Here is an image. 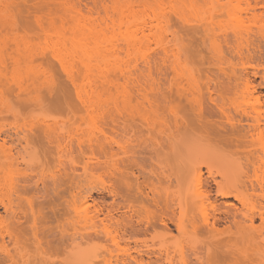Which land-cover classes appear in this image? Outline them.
Masks as SVG:
<instances>
[{"label":"rangeland","instance_id":"rangeland-1","mask_svg":"<svg viewBox=\"0 0 264 264\" xmlns=\"http://www.w3.org/2000/svg\"><path fill=\"white\" fill-rule=\"evenodd\" d=\"M210 1L205 0L200 7H206L196 10L176 0H68L75 12L92 19L96 14L101 19L106 11L110 16L116 7L159 18L166 27L179 31L181 42L172 40L169 35L166 39L168 56L176 58L178 65L174 71L160 63L162 50L152 38L144 39L132 51L121 53V70L133 77L151 78L153 83L129 86L127 94L104 92L100 104L109 109L113 118L102 120L99 97L91 93L94 89L99 91L94 75L85 73L89 77L84 76L82 68L76 75L78 96L87 100L83 107L58 66L43 61L44 70L52 76L54 90L47 94L45 82L39 81L41 101L32 113L34 120L19 122L20 126H25L34 121L33 144L26 146L22 141L21 146L17 145L15 126L0 132V143L9 134L5 146L11 147L12 155L17 151L22 155L35 151L36 210L42 211L48 219L40 221L33 233L26 207V200L34 193L31 190L21 196L14 208L17 218H6L0 208V216L6 219L4 225L12 232L17 228L21 232L17 239H9L6 229H1L0 264H120L122 260L128 262L130 257H137L138 264H166L163 261L166 256L157 259L158 252L150 250L158 247L159 240H165L163 249L171 258V264H217L207 253L211 248L208 243L225 234L217 235L210 230L212 210L204 201L193 173L182 174L177 184L166 188V198L177 205L173 224L166 220L168 228L155 223L150 212L135 215L126 203L120 206L119 198L113 203V198L103 192L106 189L124 194L117 179L123 169L120 160L125 161V157L135 151L141 158L152 157L159 164L154 166L155 171L169 177L203 162H213L214 150L225 160H231L232 166H237L234 145L228 144L226 139L241 128L232 131L221 112L234 115L236 121V112L251 108L264 111V36L261 35H264V0L255 3L252 0H213L211 5ZM215 1L218 6L225 5L222 6L224 12H217L219 7ZM51 2L0 0V19L7 18L16 27L15 32L7 30L8 42L2 40L5 34L0 28V46L5 60L18 57L28 51L26 49L32 53L42 50V43L35 37L30 47L17 49L15 44L34 34L35 15L58 10L62 5L61 0ZM101 24L99 21L102 28ZM237 33L244 39L242 44ZM217 57L224 61L221 67L216 65ZM94 72L97 76L98 69ZM175 74L181 75L178 88L169 85ZM244 78L251 81L248 90ZM189 79L195 86L187 84ZM6 99L5 106L9 108L5 107L0 114V126L14 123L7 114L9 110L26 107V103L16 102L8 93ZM198 108L199 114L195 111ZM150 109L157 110L155 116H148L146 112ZM261 120L264 123V119ZM145 124L147 128L143 127ZM137 129L141 134L135 138ZM263 144L264 132L260 145ZM176 149L179 151L175 152ZM26 161L27 157L24 161L18 159L20 175L27 172ZM202 171L206 176L204 168ZM258 175L264 180L263 165ZM220 201L226 200L218 199V203ZM106 208L112 209L109 211L113 219H105ZM50 209L54 210L55 218ZM65 210L69 213L68 221L60 217ZM123 222L130 224L132 230L123 233ZM258 224L257 220L255 225ZM217 227L222 229L224 224ZM232 230L235 231L233 227ZM258 232L259 240H263L264 226L258 228ZM110 239L115 243H110ZM134 240L143 244L136 247ZM136 249L153 254L139 257ZM243 249L246 251V246Z\"/></svg>","mask_w":264,"mask_h":264},{"label":"bare ground","instance_id":"bare-ground-1","mask_svg":"<svg viewBox=\"0 0 264 264\" xmlns=\"http://www.w3.org/2000/svg\"><path fill=\"white\" fill-rule=\"evenodd\" d=\"M51 1L54 0H49V2ZM58 1L60 2V0ZM176 1L186 5L188 8L190 7V9L196 10H200V6H202L200 4L205 2V0ZM252 1L255 3L262 0ZM61 2L62 5L59 3L60 10L50 9L46 13L35 15L34 36L27 35L29 37H23L21 38V43L15 44L17 49L20 46L30 47L34 44V39L32 38L35 37L42 43L40 52L32 53V51L26 49L28 51L7 61L3 57L4 49L0 46V114L4 112L5 107L9 108V105L5 106L6 93L16 102L26 103V107H19V109L7 112L14 123L7 122L5 126H0V132L4 133L11 130L12 126H15L13 133L19 146H21L22 141L25 142L26 146H30L34 142V121H30L25 126H20L19 122L26 119L34 120L32 113L40 105L41 101L38 82H45L44 89H46L47 94L52 93L54 90L52 87V76L44 70L43 61L51 65L54 63L58 66L68 84L75 90L77 98L83 104V107L87 105L85 104L87 100L78 96L76 75H78V70L81 68L82 71L84 70V76L89 77L85 73L94 75L99 91L90 90L97 98L99 97V118L102 120L113 118L109 109H104L102 104H100L104 92L114 91L127 94L129 86L141 87L142 83L148 86L153 83L151 78L145 80L142 77H133L129 72L121 70L119 66L122 62L121 53L132 51L138 48L144 39L152 38L157 44L156 46H159L158 48L162 50L160 63L164 66H169L174 71L178 65L176 58L171 59L168 56L169 49L166 39L168 38L167 35H169L172 40L181 42L179 31L166 27V24L160 21L159 18L149 16L146 13L132 12L129 7V9H126L127 7L125 9L116 7L117 9H112L110 16L106 13L108 11H106L104 16L100 17L101 19H99V14H96V17L92 19L75 12V8H72L73 5L68 0H61ZM208 3L211 5L214 2L211 0ZM222 6L217 4V7H221L220 9L218 8L217 12L221 13L222 10L224 12L225 8H222ZM204 7L206 6L203 5L202 8ZM231 8L229 9L232 10ZM177 16L180 17L178 14ZM227 16L231 17L230 14H227ZM6 19H0V28L1 32L5 34L2 40L5 39L8 42L7 30L15 32L16 27L13 21L8 22L9 20L7 21ZM99 21L102 22V28L99 25ZM261 35L264 36L263 34ZM237 36L241 40L239 43L242 44L243 37H241L240 33H237ZM4 41L3 43L6 44ZM216 60V65L221 67L224 64L220 57H217ZM95 69H98L97 76L94 72ZM180 76L175 74L171 78L169 85L178 88ZM262 78L264 80V76ZM191 80L189 79L187 84L195 86L196 83ZM243 82L248 90L251 85L250 79L244 78ZM87 96L86 92L85 97ZM195 111L199 114L200 109L198 108ZM146 113L148 116H155L157 110L150 109ZM221 114L232 131L239 127L241 128L236 134L233 133L226 139L228 144L234 145V152L237 155L236 167L232 166L231 160H225L219 151L214 150V154H212L213 162H203L200 166L190 167L187 171H177L173 177H169L155 171L154 166L159 164L153 161L152 157L141 158L140 153L135 151L132 156L125 157V161L120 160L123 169L120 170V175L117 179L124 194L106 189H103V192L113 198V203L116 198L120 199V206L126 203L128 209L135 215L150 212L154 216L155 223L163 228H168L166 220L173 224L176 217L174 209L177 205L166 198V188L177 184L182 174L193 173L197 187L203 193L204 201L212 210L213 222L209 225L210 230L215 231L217 235L225 234L224 237L221 236L220 238V236H217L209 241L208 244L211 248L207 250L208 255L212 256L217 264H264V244H262L264 239L259 240L258 238V228L264 226V180L258 175L259 167L261 165L264 166V144L260 145L264 132V123L261 120L264 119V111L261 112L257 108H251L250 110L236 112L238 116L236 121L234 115L227 112H221ZM243 121V125H240ZM143 127L147 128L148 125L145 124ZM123 129L126 130V127ZM140 134V131L134 133L135 138H138ZM5 137L7 140L10 139L9 134H6ZM6 139H3V143H0V174H2L0 176V208L5 213L6 218H17L14 208L18 206L21 196L27 190L34 191L32 196L26 200V207L27 213L31 218L30 228L35 233V230L37 231L38 229L36 227L37 224L40 221H44V219H48L42 211L36 210L35 190L37 184L35 181V169L37 156L34 150L26 153V155H22L19 151L16 152V155H12L11 147L5 146L7 143ZM139 148L140 146L137 147V149ZM178 151V149L175 150V152ZM24 157H27L25 162L27 172L24 175H20L18 159L24 161ZM212 163L213 166L211 167ZM203 168L206 176H204L202 171ZM213 168L214 171L212 170ZM211 199L213 200L211 201ZM218 199L228 202L220 201L218 203ZM234 203L240 207H236ZM104 210L106 211L104 214L105 219H113L110 213L112 209H109L110 211L107 208ZM50 212L55 218L54 210L50 209ZM68 214V211L65 210L60 217H64V221H68L69 218H66ZM123 216H125V213H123ZM100 220L102 221V219ZM257 220L259 221L258 226L255 225ZM5 222L6 219L0 216V231L1 229H6L5 233L9 239H17L21 236L18 228L15 232H12L4 225ZM219 223L224 224L222 229L217 227L220 225ZM232 227L235 231L232 230ZM121 229L123 233H126L127 229L132 230V226L123 222ZM60 234L62 235L61 232ZM35 238L37 241V236ZM159 241L158 247L156 249L151 247L150 250L158 252V255L155 256L157 259H160L161 255L166 256L163 259L164 263L171 264V258L163 249L165 240ZM109 242L115 243L113 239H110ZM133 243L136 247L137 244H143V242L138 240H134ZM152 244L155 245L156 243ZM243 246H246V251H244ZM135 253L139 257H149L153 254L150 251L143 252L137 249ZM131 262L138 264L139 259L130 257L128 262L122 260L120 264H131Z\"/></svg>","mask_w":264,"mask_h":264}]
</instances>
